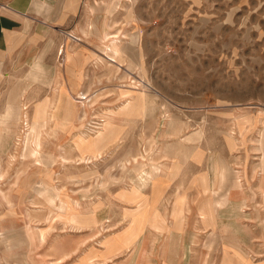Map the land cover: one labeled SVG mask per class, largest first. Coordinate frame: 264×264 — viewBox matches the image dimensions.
Listing matches in <instances>:
<instances>
[{
    "label": "rangeland",
    "instance_id": "374dc122",
    "mask_svg": "<svg viewBox=\"0 0 264 264\" xmlns=\"http://www.w3.org/2000/svg\"><path fill=\"white\" fill-rule=\"evenodd\" d=\"M79 2L36 48L47 78L39 53L2 72L0 264L230 260L200 214L262 257L264 0ZM135 93L152 114L123 111Z\"/></svg>",
    "mask_w": 264,
    "mask_h": 264
},
{
    "label": "crops",
    "instance_id": "0c3cea01",
    "mask_svg": "<svg viewBox=\"0 0 264 264\" xmlns=\"http://www.w3.org/2000/svg\"><path fill=\"white\" fill-rule=\"evenodd\" d=\"M65 1H67L66 7L68 11L75 12L78 9L80 0H77L78 4L75 9L70 6V3L76 0H0V81L4 77L2 73L3 71L6 72L10 68H14L13 65L17 62H25L33 53L39 54L37 55L36 61H34L32 65L31 73L32 71H36V69L39 68V71H36L38 72L37 76L47 78V74L45 71L46 69L42 65V60L46 51H44V54H41V52L36 48L41 45L44 46V44L47 42L49 38V34H47V32H50L49 30L60 28L62 26L61 24L64 21L65 15H63L64 13L62 9L59 12L58 9L63 5V2ZM44 8L50 9V12L45 13V16L40 14H43V12L41 11H43ZM69 17H72V14ZM25 91V89L22 90L23 93H25ZM10 108L22 109V106L20 104H10L8 106V109ZM90 150L95 151L94 149ZM176 168L178 167H175V169ZM167 178H169L168 174ZM201 181L206 184V187L209 190L216 187L215 183L210 182L207 176L201 178ZM163 184V186H167L165 183ZM147 187H145V189ZM234 188L235 187L231 189V193H225L223 195V199L227 200L228 203L229 201H231L232 206H234L235 208H242L240 204L241 199L238 196L239 193H237L236 191L239 188H235L236 190ZM163 200H166V197ZM184 201L186 200L184 199ZM164 203V201H161L159 206L163 205ZM182 211L183 210L179 211L181 216L183 214ZM237 216L239 217V215ZM183 217L184 216L181 217V221ZM212 218L213 219L211 220H203L200 214L198 219L203 222H209L210 226H216L218 232L222 234V237H230L231 240L228 241L231 247L229 253L233 258V263L231 264H264V241L262 245V257L255 259L253 255L257 254L255 252L256 250L254 249L253 253V250L251 249L253 245V239L251 238V235H249L248 231L240 229L239 225L234 224L236 222L239 224L238 221H234L232 219V225L230 226L231 230L227 227V229H224L223 231L221 230V228H223L222 217L221 219H215L214 217ZM245 234H247V237L245 236ZM259 247L261 246L259 245ZM222 253L223 257L221 258L219 264H224V251ZM241 258L243 260H241Z\"/></svg>",
    "mask_w": 264,
    "mask_h": 264
},
{
    "label": "bare ground",
    "instance_id": "6f19581e",
    "mask_svg": "<svg viewBox=\"0 0 264 264\" xmlns=\"http://www.w3.org/2000/svg\"><path fill=\"white\" fill-rule=\"evenodd\" d=\"M78 2L77 0L76 1H73L72 3H70V6L75 9L76 6H77ZM70 8V9H72ZM113 61V60H112ZM116 63V60L115 62ZM120 66V65H119ZM128 95L129 94V91H125L124 92V95ZM133 97H135L134 100L130 101L124 108H123V111L126 112V114L129 115V117H139V116H144V115H150L153 113L154 111V108L152 106H149V105H146L144 100H143V96L141 94H138V93H135L133 95ZM85 98V97H84ZM246 121V120H245ZM248 121V120H247ZM113 125V124H111ZM4 147V146H3ZM224 169V168H223ZM224 173V172H223ZM229 176H231L230 173H228ZM209 206H211V204L209 203ZM178 216H180V212H178ZM181 219V218H180ZM228 259V258H227ZM233 263V259L231 258L230 260L228 259L227 261H224V264H231Z\"/></svg>",
    "mask_w": 264,
    "mask_h": 264
}]
</instances>
